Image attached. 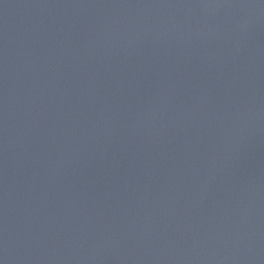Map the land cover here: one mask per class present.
Here are the masks:
<instances>
[{
    "label": "water",
    "instance_id": "water-1",
    "mask_svg": "<svg viewBox=\"0 0 264 264\" xmlns=\"http://www.w3.org/2000/svg\"><path fill=\"white\" fill-rule=\"evenodd\" d=\"M0 264H264V0H0Z\"/></svg>",
    "mask_w": 264,
    "mask_h": 264
}]
</instances>
